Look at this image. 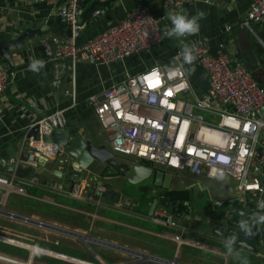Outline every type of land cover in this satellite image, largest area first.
Wrapping results in <instances>:
<instances>
[{"label": "crops", "instance_id": "crops-1", "mask_svg": "<svg viewBox=\"0 0 264 264\" xmlns=\"http://www.w3.org/2000/svg\"><path fill=\"white\" fill-rule=\"evenodd\" d=\"M69 1L0 0V40L17 37L31 30L42 32H36V38L27 41L22 48L10 51L13 59L12 67L1 62L13 73V80L0 97V161L4 159L15 170L13 173H8L5 169L0 170V179L13 182L12 186L0 182V205L6 203L8 211L20 215L24 212L17 206H23L24 202H28L27 198H30L36 204L54 207L59 212L73 216V225L67 228L70 231H95L96 225L99 232L122 231L123 234L119 235L108 232V235L103 236L105 238L101 240L146 253L154 259L163 261H172L175 258L177 242L172 237L181 234L189 244L182 247L178 258L180 264H237V261L226 252V238L231 236V224L232 222L240 224L242 221L240 212L243 214L244 211L249 212L251 216L256 212L264 213V210L258 211L256 195H241L230 178L228 179L231 181L227 178L225 180L206 178V183L193 182L189 185L179 180L177 182L175 177L172 190H188L192 193V199L185 204L186 209L182 213L176 214L179 227L172 230L150 221L149 212L153 201L165 200L164 190L161 188H155L151 183V185L138 186V192L147 196L144 204L148 205L146 214H141L139 212L141 203L131 196L117 193L116 198H111V188L107 181L125 179L124 175L114 174L116 172L109 166L100 164L97 165L98 167L94 164L87 171H79L76 164L61 161L64 151L49 159L51 164L48 161H39L37 167H31L27 165V141L41 136V130L37 125L40 119L59 110L65 112L67 129H81V132L96 145H106L104 134L108 137L109 134L97 119L89 102L90 97L100 96L106 89L121 83L128 75L139 74L155 65L171 66L177 50L199 36L210 39L212 54H225L233 61L242 62L264 88V24L252 25V31L243 27L252 0H198L197 3L183 8L180 12L169 10L164 5V0H115L114 2L109 0L107 14L98 18H94L95 11L101 6L98 0H85L81 9L86 28L79 40L80 44L92 40L142 5L149 6L156 17H165L164 24L167 28L171 27L169 13L188 17L199 16L201 13L203 15L199 19L200 29L197 33L180 38L167 36L162 45L125 62L109 67L80 63L77 66L75 103L67 94L73 88L71 70L64 74L62 84L56 88L53 85L55 68L49 61L44 45L48 43L53 50H56L57 41H64L70 37L69 27L63 24L59 17L61 10L68 7ZM94 3H98V8L90 19L85 20L84 14L90 11ZM228 28L230 30H227ZM33 59L44 62L39 71L29 70V64ZM187 71L192 86L200 93L206 92L209 80L197 67L195 61L188 64ZM42 132L49 134L51 129L45 127ZM98 168L103 172L102 177L93 173ZM187 174L192 178H198L190 173ZM99 184L106 189L105 193L98 194L96 188ZM30 188L38 191L33 195ZM106 199L114 205L105 203ZM254 209L256 212L252 211ZM25 210L27 213L28 209ZM84 213H94L99 218L95 222L92 221L94 224L92 225ZM28 214L24 217H39L42 212L38 209L36 214L30 216ZM78 215H81V219L85 222L75 221L74 217ZM37 221L40 222V226L50 224L43 220ZM125 231L135 236L141 234L140 236L148 241L141 237L126 235ZM257 233H260L263 243L262 245L257 243V246L260 245L263 253L240 249L241 255L248 259L249 264H264V226H261ZM17 240L27 242L21 237ZM168 246L173 249H167ZM103 247L116 256L130 255L119 250L115 252L107 246ZM155 247L159 252L165 247L162 253L167 254L169 258L164 259L160 258L163 257L161 255L153 254L152 250ZM61 249L65 253L79 254V258H89L87 255L74 252L76 249H72L73 251ZM134 260L132 257L130 261Z\"/></svg>", "mask_w": 264, "mask_h": 264}, {"label": "built area", "instance_id": "built-area-1", "mask_svg": "<svg viewBox=\"0 0 264 264\" xmlns=\"http://www.w3.org/2000/svg\"><path fill=\"white\" fill-rule=\"evenodd\" d=\"M84 1L70 0L68 7L59 14L62 23L69 27L70 37L57 41L56 50L44 43L49 61L55 68L53 85L56 88L62 84L64 74L71 70L73 88L67 94L74 103L77 101L76 74L80 63L109 67L125 62L162 45L168 29L164 24L165 17H156L149 6L142 5L92 40L80 44L86 28L81 9ZM197 1L164 0V5L171 11L180 12ZM98 2L101 6L95 11L94 18L105 16L108 11L109 0ZM254 24H264V0H252L247 11L243 27L252 31ZM186 45L193 48L194 61L209 80L206 92L200 93L192 86L182 47L174 55L171 66L155 65L139 74L128 75L100 96L90 97L97 119L109 134L111 151L115 155L132 157L138 163L186 172L198 178H230L241 195H256L257 209L263 211L264 88L242 62L233 61L225 54H212L208 37H196ZM171 69H180V72L169 76ZM153 75L159 82L150 86L148 77ZM12 80L13 73L0 63V97ZM37 125L41 136L27 141V165L31 167H37L39 161L47 162L63 152L59 145L45 143L44 136L55 130L67 129L65 112L57 110L40 119ZM45 127H49L51 133L44 134ZM214 171L215 174L210 175ZM221 175L223 179L218 178ZM0 182L13 185L8 179H0ZM96 190L100 194L106 192L100 184ZM6 211L5 205L0 207V216L17 221L13 215L7 216ZM84 215L90 223L99 218L94 213ZM176 218L169 208L158 205L150 221L174 230L179 227ZM68 232L77 233L79 237L59 234L81 242L89 258H76L0 236V245L14 249L13 255L0 252V264H108L90 245L111 248L110 243L77 231ZM180 236L175 234L172 237L177 242L176 256L172 261L157 260L141 252L138 256L131 255L135 259L133 262L114 264H180L178 258L182 247L189 244ZM66 248L71 249L69 246Z\"/></svg>", "mask_w": 264, "mask_h": 264}, {"label": "water", "instance_id": "water-1", "mask_svg": "<svg viewBox=\"0 0 264 264\" xmlns=\"http://www.w3.org/2000/svg\"><path fill=\"white\" fill-rule=\"evenodd\" d=\"M111 1L114 2L115 0ZM36 32L42 33L40 30H31L17 37L13 36L10 39L0 40V63L5 62L8 66L12 67L13 59L10 55V51L14 49H20L27 41L35 39ZM44 141L47 144H56L62 147L64 155L62 156L63 159L61 161L63 163L65 161H69L70 163L76 164L77 170L79 171H87L97 162L99 164L109 166L118 174L124 175L125 180L134 186L142 185L151 180L150 183L153 184L155 188L159 187L162 190H172L173 182L175 180V175L173 173H170L166 170L155 169L151 165L138 163L135 160H127L124 163H119L115 154L110 149H108V147L105 145L94 144L89 138L85 136L83 132H81V129L55 130L52 134L45 135ZM48 162L51 164V161ZM1 169H5L8 171V173H13L15 170L14 167L9 166L7 161L4 159L0 161V170ZM158 205L170 208V201H159L158 199H155L149 212L150 215H153ZM252 211L256 212V209ZM6 215H13L18 221L27 222L31 225H40V222L37 220L21 215H15L9 211H6ZM239 215H241L242 220H247L250 216V213L244 211V214L240 212ZM176 220L179 221L178 218H176ZM43 227L52 232H57L64 235L68 233L74 237H79L77 233H69L68 231L70 230L57 227L55 225L43 224ZM230 228H232L231 236H237L238 246L243 243L246 245V247L243 248L247 249L248 251H259L263 253V250L260 247V245L263 244L260 233L255 232L253 237H249L244 232L240 231V224L233 222ZM257 243L260 245L257 246ZM109 246L114 250L123 251L133 256L142 254L139 251L131 250L126 247L124 248L113 243H110Z\"/></svg>", "mask_w": 264, "mask_h": 264}, {"label": "rangeland", "instance_id": "rangeland-1", "mask_svg": "<svg viewBox=\"0 0 264 264\" xmlns=\"http://www.w3.org/2000/svg\"><path fill=\"white\" fill-rule=\"evenodd\" d=\"M104 143L106 144L105 146L108 147V149H111V141H110V138L108 137V135H106V134H104ZM94 144H96V143H94ZM115 156L117 157V161L119 163H124L127 160H134L132 157H127V156H122V155H115ZM98 164L99 163L96 162L95 167H98L97 166ZM100 165H102V164H100ZM154 168L170 171V173L171 172L174 173V175L177 179V182L181 181V182L187 183L189 185L192 184L193 182H204V183H206L205 180H207L206 178H204V179L192 178L187 173H184V172L180 173V172H176V171L171 170V169H166V168H162V167L155 166V165H154ZM93 173L99 177H102V174H103V172L100 171V168L95 170ZM228 180L231 181L230 179H228ZM150 181L151 180L147 181L144 184L145 185H151ZM107 184L110 185V188H111L110 194H111L112 199L116 198V196H118V194L131 196L136 201L141 203L140 207H139V212L141 214H143V213L146 214V211L148 210V205L144 204V200L147 198V196H144L142 193L138 192V190H139L138 185L133 186L132 184H129L128 182H126L124 178L114 179L113 181L108 180ZM27 199H28V202L27 203L24 202L23 206H17L18 208H21L24 212L20 215L25 216V214L29 213L28 216H30V214H36L37 210L40 209L42 214H40L39 217L34 216V217H29V218H33L34 220H39V221L43 220V222H45V223H50V224H53L57 227H61L64 229H67L68 226L73 225L72 224L73 223L72 222L73 216H71L70 214L59 212L58 209L54 208V207H52L53 209L50 207H44L41 204H36L30 198H27ZM141 200H143V201H141ZM104 201H105V203H107L111 206L114 205V203H112L108 199H106ZM15 203H16V205L18 204L17 201H15ZM3 205H5V207H6V203ZM3 205L1 203L0 207H2ZM6 209L9 210L8 207H6ZM25 209H28L27 213L25 212L26 211ZM82 218H84V217H82ZM74 220L80 221V222H85L84 219H81V215L74 217ZM97 227H98L97 225L94 226L95 231H77V232L79 234H85L87 236H92V238H94L98 241H103V240H101V238H105L103 236H107L108 232L115 233L117 235L122 233V231H102V232H99V231H97V229H98ZM44 229H46V228L41 227L40 225H31L29 223H25L22 221L12 220L11 218L6 217V216H4V217L0 216V236L12 238L15 240L17 238L21 237L23 240L27 241V243H29V244L41 246V247H44V248H47L50 250H54L57 252H63V253H65V251L62 250L61 248L67 249L66 247L69 246L71 249H68V250L76 249V251H74V252H78V253L84 254V255H89V253L87 251L83 250V245L78 240L76 241V240L71 239V238H66L63 235H60L57 233H51V232H48ZM67 230H69V229H67ZM87 230H89V227ZM124 234L129 235V236H133V237H141L140 236L141 234H137L135 236V235L131 234L129 231L128 232L125 231ZM40 238H42V240H40ZM141 238H144V237H141ZM145 240L148 241V239H145ZM90 246L93 247L95 249V251L108 264H111L112 262H114V263H116V262L117 263L127 262V261H130L132 259L131 255H128L127 257L123 256L122 254L116 256L110 250H108L106 247H103V246H99V245H95V244H92ZM164 249H165V247L161 248L160 249L161 252H159L158 248L155 247L154 250H152V251H153V254L163 256L160 258L167 259V258H169V256L167 254L162 253V250H164ZM167 249H173V247L168 246ZM131 250H133V249H131ZM13 251H14V249L9 247V246L0 245V252H3L4 254L13 255ZM67 254H70V253H67ZM70 255L75 256L76 258L80 257L79 254H70ZM111 258H115V259L111 260ZM92 261H95V260H92ZM114 263H112V264H114ZM51 264H53V262H51ZM144 264H157V263L156 262H148V263H144Z\"/></svg>", "mask_w": 264, "mask_h": 264}, {"label": "clouds", "instance_id": "clouds-1", "mask_svg": "<svg viewBox=\"0 0 264 264\" xmlns=\"http://www.w3.org/2000/svg\"><path fill=\"white\" fill-rule=\"evenodd\" d=\"M202 15L203 13L199 14V16L188 17L178 13H169L168 17L171 21V27L166 29L165 35L180 38L197 33L200 29L199 19ZM182 57L184 63L192 64V62L195 60L193 48L189 47L188 45H184L182 49ZM43 65L44 62L42 60L33 59L29 64V70L39 71ZM178 72H180V69H171L168 71V74L169 76H175ZM148 79L149 83L152 85H154V82H159L155 75L148 77ZM214 174L215 171L210 173V175ZM218 178L223 179V176L221 175ZM261 226H264V213L256 212L252 214L247 220H242L240 222V231L244 232L249 237H253L254 233L257 232ZM243 247H246V245L243 243H241L239 246L237 245V236H229L226 238V252L235 261H237V264H249L248 259L241 255L240 249Z\"/></svg>", "mask_w": 264, "mask_h": 264}, {"label": "trees", "instance_id": "trees-1", "mask_svg": "<svg viewBox=\"0 0 264 264\" xmlns=\"http://www.w3.org/2000/svg\"><path fill=\"white\" fill-rule=\"evenodd\" d=\"M98 8V3H94L92 5V7L90 8V11H86V13L84 14V18L85 20L90 19L92 13ZM114 173V172H113ZM117 174V173H114ZM31 194L34 195V193L38 190H35L34 188H30L29 189ZM164 199L166 201H170V210L175 213V214H180L182 213L185 209L186 206L185 204L187 202H190L192 199V193L188 190H164ZM62 212V211H60ZM65 213V212H63ZM113 237H116V235H113Z\"/></svg>", "mask_w": 264, "mask_h": 264}, {"label": "snow or ice", "instance_id": "snow-or-ice-1", "mask_svg": "<svg viewBox=\"0 0 264 264\" xmlns=\"http://www.w3.org/2000/svg\"><path fill=\"white\" fill-rule=\"evenodd\" d=\"M150 86H154V85L150 84Z\"/></svg>", "mask_w": 264, "mask_h": 264}]
</instances>
